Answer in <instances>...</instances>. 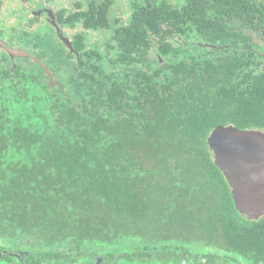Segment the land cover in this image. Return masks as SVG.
Instances as JSON below:
<instances>
[{"label":"trees","instance_id":"trees-1","mask_svg":"<svg viewBox=\"0 0 264 264\" xmlns=\"http://www.w3.org/2000/svg\"><path fill=\"white\" fill-rule=\"evenodd\" d=\"M114 5L58 9L81 30L57 84L0 48V238L74 249L0 264H264V217L238 210L208 143L219 125L264 131V0ZM128 237L142 249L88 250ZM201 242L214 251L187 247Z\"/></svg>","mask_w":264,"mask_h":264},{"label":"rangeland","instance_id":"rangeland-1","mask_svg":"<svg viewBox=\"0 0 264 264\" xmlns=\"http://www.w3.org/2000/svg\"><path fill=\"white\" fill-rule=\"evenodd\" d=\"M43 0H6L3 3L2 8L0 9V31L5 33L2 40H4L8 46L22 49L29 52L35 57H42L44 63L48 66L49 69H56L57 75H63L64 73V63L65 60L60 57L59 50L62 49V44H65L57 35L54 30L53 24L51 22H46L45 16H41V11H38V18L31 15L32 10H37V6L42 3ZM51 4L50 10L53 12L60 7L72 8L73 4L79 0H44ZM143 1V0H142ZM161 1V0H159ZM174 5H179L182 3V0H166ZM131 2L132 0H115V5L113 8V13L116 16H120L123 19L128 18V14L131 11ZM46 11V10H45ZM81 30L64 28L62 33L68 38H72L73 35ZM27 32V37L24 36ZM109 31H100V32H88L89 43H104V41L109 38ZM1 48V47H0ZM66 53L68 51L66 45ZM64 55V54H63ZM70 53H68V57ZM27 58V57H26ZM56 67V68H55ZM51 70V71H52ZM182 242H177V245L181 248L182 245L179 244ZM88 247L90 253L95 254V256L100 257L104 253L110 252L113 254H123V253H133L136 250L142 249L141 240L138 237H128L120 238L109 244H97ZM187 246L192 251L205 252V251H214L210 246L205 245L204 243H187ZM15 248L23 250H61V251H74V249L69 248L68 246H56V247H46L34 243L29 238H19L16 242H11L7 240L0 239V248ZM87 255V254H86ZM84 255L81 257L83 258ZM161 259H156L153 261H148L146 264H158L157 261ZM118 264H140L142 261L139 260H120ZM162 262V261H161ZM111 264V263H110Z\"/></svg>","mask_w":264,"mask_h":264},{"label":"water","instance_id":"water-1","mask_svg":"<svg viewBox=\"0 0 264 264\" xmlns=\"http://www.w3.org/2000/svg\"><path fill=\"white\" fill-rule=\"evenodd\" d=\"M59 38L73 52L71 41L64 36L55 20L52 22ZM0 47L12 59L27 57L35 60L57 84L54 73L39 58L27 51L8 46L0 36ZM208 143L213 160L227 179L238 210L247 219L264 217V131L238 129L233 125H219L210 134Z\"/></svg>","mask_w":264,"mask_h":264},{"label":"flooded vegetation","instance_id":"flooded-vegetation-1","mask_svg":"<svg viewBox=\"0 0 264 264\" xmlns=\"http://www.w3.org/2000/svg\"><path fill=\"white\" fill-rule=\"evenodd\" d=\"M4 2H6V0H3V3ZM2 6L0 7V9L2 8ZM49 7H51V4L49 2H46V1L43 0L42 3L39 6H37V8H36L37 10H32L31 11V15L33 17L38 18V15H37L38 14V11L39 12L41 11L42 13H41L40 17L41 16L42 17L45 16V20H46L47 23L48 22H51V24H52L53 20H55L56 23L58 24V22H57V12H58V9H56V10H54L52 12ZM0 36H1V38H3V36L1 35V31H0ZM0 239L7 240V241H11V242H16L17 241L15 239H10V238H0ZM24 251H30V249L29 250H23V249H15V248L1 247L0 248V258H3L4 255L7 252H9L10 255H16V254L21 253V252H24ZM4 264H6V262H4Z\"/></svg>","mask_w":264,"mask_h":264}]
</instances>
